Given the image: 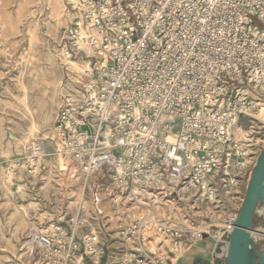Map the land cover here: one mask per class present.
Returning <instances> with one entry per match:
<instances>
[{
	"label": "built area",
	"instance_id": "1",
	"mask_svg": "<svg viewBox=\"0 0 264 264\" xmlns=\"http://www.w3.org/2000/svg\"><path fill=\"white\" fill-rule=\"evenodd\" d=\"M63 1L73 18L50 50L92 56L67 75L51 140L85 188L98 175L113 205L165 215L146 211L115 241L81 202L28 232L33 262L174 264L210 238L223 263L264 149V0ZM44 156L43 141L27 142L0 179L36 173Z\"/></svg>",
	"mask_w": 264,
	"mask_h": 264
},
{
	"label": "rangeland",
	"instance_id": "2",
	"mask_svg": "<svg viewBox=\"0 0 264 264\" xmlns=\"http://www.w3.org/2000/svg\"><path fill=\"white\" fill-rule=\"evenodd\" d=\"M53 10L60 12V26L50 20ZM72 18L63 0H0V162L19 155L27 142L41 140L45 147L36 173L20 172L9 182L0 179V264H35L28 232L43 226L49 214L76 212L81 202L86 209L97 210L108 239L115 241L125 225L144 217L146 211L165 215L154 204L113 205L94 188L98 175L85 188L73 160L68 158L70 165L65 167L61 156H54L59 144L51 140L52 129L67 75L81 72L89 60L86 54L73 58L78 71L50 50ZM256 214L262 220L264 207ZM252 234L256 242L264 237L258 227ZM184 252L174 251V263Z\"/></svg>",
	"mask_w": 264,
	"mask_h": 264
},
{
	"label": "water",
	"instance_id": "3",
	"mask_svg": "<svg viewBox=\"0 0 264 264\" xmlns=\"http://www.w3.org/2000/svg\"><path fill=\"white\" fill-rule=\"evenodd\" d=\"M264 203V149L253 169L235 228L230 235L225 261L216 264H264V254L253 238L257 208Z\"/></svg>",
	"mask_w": 264,
	"mask_h": 264
},
{
	"label": "crops",
	"instance_id": "4",
	"mask_svg": "<svg viewBox=\"0 0 264 264\" xmlns=\"http://www.w3.org/2000/svg\"><path fill=\"white\" fill-rule=\"evenodd\" d=\"M257 227L262 230V234L264 235V218L262 220H258L256 214L253 231ZM215 245V241L210 238L201 241L191 250L184 252L174 264H214L213 250ZM256 245L257 248L264 254V237L259 238Z\"/></svg>",
	"mask_w": 264,
	"mask_h": 264
},
{
	"label": "bare ground",
	"instance_id": "5",
	"mask_svg": "<svg viewBox=\"0 0 264 264\" xmlns=\"http://www.w3.org/2000/svg\"><path fill=\"white\" fill-rule=\"evenodd\" d=\"M51 21H54V22H56L59 26L62 24V19H61V16H60V12H57V11H55V10H53V14H52V17H51V19H50ZM83 49L85 50V52H86V54L90 57V56H92V51H91V49L88 47V46H84L83 47ZM88 52L90 53V54H88ZM71 60H74V61H71ZM78 61L76 60L75 61V59H73V58H70L69 60L68 59H65V63L66 64H70V65H73L78 71H79V67H78V63H77ZM90 64V59L87 61V63H86V65L85 66H83V69L81 70V72H75V73H82L83 71H84V69L85 68H87L88 67V65ZM72 70V69H71ZM73 71V70H72ZM262 117H264V110L262 111ZM172 138V135H170V139ZM59 146V147H58ZM57 146V148H56V153L54 154V156H56V155H60L61 156V158H62V160H63V162L65 163V167H67V165H70V163H69V160H68V157H66V155L63 153V150H62V146L59 144ZM60 168V167H59ZM61 169V168H60ZM10 181V179H8L7 180V182H9ZM156 201H159V202H161L162 200L161 199H159L158 197L156 198ZM158 204V203H157ZM258 212V211H257Z\"/></svg>",
	"mask_w": 264,
	"mask_h": 264
}]
</instances>
